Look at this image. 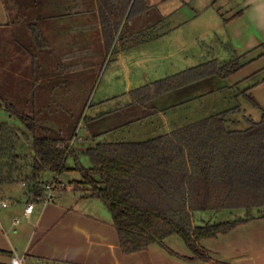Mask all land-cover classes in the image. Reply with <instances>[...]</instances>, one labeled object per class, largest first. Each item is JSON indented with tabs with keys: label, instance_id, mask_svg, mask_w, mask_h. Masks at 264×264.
Here are the masks:
<instances>
[{
	"label": "crops",
	"instance_id": "crops-1",
	"mask_svg": "<svg viewBox=\"0 0 264 264\" xmlns=\"http://www.w3.org/2000/svg\"><path fill=\"white\" fill-rule=\"evenodd\" d=\"M28 2H24L22 21L13 24L10 22L13 16L8 3L0 0V35L3 28L9 34L4 40L7 46L2 48L1 45L2 50L0 48V83L5 87L4 92L8 96L21 97L24 106L28 105L29 109H44L53 118L73 111L80 114L85 94L79 101L77 97L76 103L73 94L79 91L76 88L78 81L85 80H79L74 74L86 67L84 59H89L88 53L91 52L92 64L88 73L93 79L96 67L93 53L96 37L93 35L98 34L100 49L104 50L95 0H38L32 11L25 10ZM146 2L151 6L148 15L150 24H157L150 28L152 35L148 40L138 39L140 45L159 38L163 40L162 37L167 36L168 47L165 49L182 45L183 49L191 50L190 57L194 60L203 58L195 64L198 65L226 56L221 53V58L207 59L205 52L203 57L200 56V50H206V39L212 36L210 45H216L213 48L222 52L227 51L226 61L233 56H241L244 65L226 77L231 86L235 84L238 90L245 91V94L242 92L244 98L246 94L253 96L264 109V0ZM29 21L39 23V30L43 33L39 42L33 40L26 27ZM129 24L131 26L126 33L141 35V22L135 27L133 23ZM159 27L164 29L158 31ZM15 34L22 39V44L14 37ZM117 44L122 51L139 45L131 42L123 48V44ZM42 46L44 49H41ZM69 84L71 90L68 89ZM250 104L252 107L246 108L247 114H237L234 118L228 114V123L232 127L246 126L249 117L260 119L262 109ZM239 116L246 121H241ZM90 118L95 117L87 118V126L83 122L79 125L78 135L73 140V147L80 155L90 145L88 142L93 134L109 130L94 131ZM123 120L126 124L124 116ZM79 137L82 147L78 150L75 145ZM96 138L100 139L101 135ZM55 176L53 174L46 181L53 180ZM57 178L64 187L57 190L54 200L34 198L28 194L24 180L0 184V201L8 202L7 206H0V263L11 264L12 257L19 255L23 264H264V216H256L228 232L202 239L213 260L183 257H193L194 252L177 233L167 236L165 242L180 255L171 253L158 242L124 253L107 205L101 199L89 196L83 185L75 188L62 174H58ZM30 203H34L33 211L26 214L25 209ZM238 217L242 216L235 218ZM2 251H10L12 255Z\"/></svg>",
	"mask_w": 264,
	"mask_h": 264
},
{
	"label": "trees",
	"instance_id": "trees-1",
	"mask_svg": "<svg viewBox=\"0 0 264 264\" xmlns=\"http://www.w3.org/2000/svg\"><path fill=\"white\" fill-rule=\"evenodd\" d=\"M6 2L13 16L10 22L22 21V1ZM95 3L102 27V51H105L95 57V69L100 70L104 65L103 58L112 53L118 42L123 48L129 46L125 44L132 36L126 33L129 22L133 27L141 22L143 40L151 37L150 28L157 23L150 24L151 6L146 0H95ZM38 26V21H29L26 25L36 42L43 34ZM2 31L4 35L8 34L7 29ZM17 34L14 37L22 44ZM243 65L239 55L223 63L210 59L129 90L130 100L119 110L128 124L142 120L161 110L152 105L157 97L209 76L228 77ZM0 89L5 109L17 116L32 133L35 152L31 162L32 174L16 177L22 158L16 152L17 133L8 122H2L0 184L24 180L28 194L41 198L48 182L61 183L58 174L70 169L79 170L82 179L72 180L70 184L75 188L83 185L89 196L99 198L107 205L124 253L158 242L171 253L180 255L165 242L167 236L177 233L194 252L193 257H183L213 260L202 239L228 232L256 216H264V109L249 94L245 95L246 98L262 109V115L258 120L249 117L244 127H232L226 110L144 140H97L96 137L103 133L96 132L90 139L93 144L82 152L91 160V165L85 166L80 153L73 147L79 125L88 118L85 108L75 119L70 116L75 111L70 112L66 124L64 114L53 118L44 109H29L21 97L8 96L2 83ZM69 157L74 158V166H68ZM45 170L54 173L55 178L42 180ZM226 208L245 209L246 214L218 222H196L195 212L198 210ZM2 252L12 255L10 251Z\"/></svg>",
	"mask_w": 264,
	"mask_h": 264
},
{
	"label": "rangeland",
	"instance_id": "rangeland-1",
	"mask_svg": "<svg viewBox=\"0 0 264 264\" xmlns=\"http://www.w3.org/2000/svg\"><path fill=\"white\" fill-rule=\"evenodd\" d=\"M21 1L23 9L26 0ZM28 1L26 5L27 9L25 10H34V5L38 0ZM162 29L164 28L159 27L158 31ZM8 35L7 33L0 35L2 46H7L4 40L6 37L8 38ZM143 35L144 32L141 35L132 34L129 37L132 40H126L125 44L129 45L131 42L139 44L140 40L138 39ZM93 36L94 38L96 37L93 43L95 44L93 45V53L97 57L98 52L105 53V51L100 49L101 45L98 34ZM162 38L164 39L159 38L143 45H135L136 47L124 51L120 49V44H116V49L103 58V68L100 70L94 69L93 79L90 78L91 73H88L91 71L92 63L90 62L92 61V53L87 51V53L90 52L88 53L90 56L89 59L87 57L84 59L86 67L81 72L74 74L79 80L84 79L85 81H78L76 88L79 91L77 94H73V97L76 103V98L78 97L79 101L85 94L84 101L80 106L83 108L86 105L84 112L88 115L87 117H95L94 119L90 118V125L94 131L109 129L108 132L101 134V138L98 140H144L192 123L213 113L222 112L224 109L228 111L229 117L234 118V116L237 117V114H247L248 109L246 108L252 107L250 101L243 97L241 90H238L235 84L231 86L226 77L213 75L205 78L202 82L191 83L157 97L152 101V105L160 107V112L142 120L123 124L124 120L122 114H119V107L129 102L130 96L127 94L129 90L192 67L203 59L200 60L199 56H197V60L200 61L194 60L193 57H190L191 50L183 49L182 45L178 46V48L175 47L176 49L174 47H171V50L165 49V47H168V38L167 36H163ZM211 41L212 36L206 39L208 46H205L206 50H200V56L203 57V52H205L206 58L210 59L220 57V54L223 53L226 56L218 60L223 63L228 59V52L224 50L222 52L220 49L213 48L216 45H210ZM155 45L158 46L156 47ZM66 85H68V82H66ZM63 88L65 89V86ZM68 89L71 90V84H69ZM0 95H2L1 89ZM238 105L242 107L241 110L236 109ZM233 106L234 108H232ZM69 115L70 113H64L63 118H65L64 121L66 122L64 123L66 124L69 123L67 121ZM70 116L71 119H75L77 113ZM239 117L241 121H246L243 116ZM2 122H8L17 133L16 152L22 155V158L19 161L20 169L16 173V177L31 175V162L35 154L33 135L17 116L10 114L5 109L0 97V124ZM82 122L85 125L88 120H83ZM113 128L116 129L112 130ZM79 141H81L80 137L76 140L75 145L78 150L82 147ZM91 143L93 144L90 140L88 144ZM80 160L85 166L91 165V160L86 154L81 153ZM74 165V158L69 157L68 166ZM53 174L51 171L45 170L41 175V179L46 181ZM62 177L72 181L82 177V175L79 170L70 169L62 173ZM62 187H64V184L61 182L58 184L56 192ZM47 190L46 188V192ZM245 214V209L198 210L195 212V219L198 224H202L209 221L230 220L236 216H244Z\"/></svg>",
	"mask_w": 264,
	"mask_h": 264
},
{
	"label": "built area",
	"instance_id": "built-area-1",
	"mask_svg": "<svg viewBox=\"0 0 264 264\" xmlns=\"http://www.w3.org/2000/svg\"><path fill=\"white\" fill-rule=\"evenodd\" d=\"M58 183L55 181H50L46 185V188L48 189L46 194L42 196L45 200H54L56 198V189H57ZM8 202L6 200L0 201V206H7ZM34 203H30L27 205L25 212L26 214H29L33 211ZM11 264H23V259L19 255H14L11 260Z\"/></svg>",
	"mask_w": 264,
	"mask_h": 264
}]
</instances>
